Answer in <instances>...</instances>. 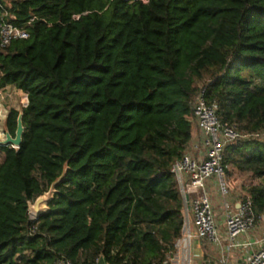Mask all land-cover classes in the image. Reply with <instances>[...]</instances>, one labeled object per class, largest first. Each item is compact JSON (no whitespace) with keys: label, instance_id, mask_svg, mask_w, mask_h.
I'll return each instance as SVG.
<instances>
[{"label":"trees","instance_id":"1","mask_svg":"<svg viewBox=\"0 0 264 264\" xmlns=\"http://www.w3.org/2000/svg\"><path fill=\"white\" fill-rule=\"evenodd\" d=\"M0 46V89L27 94L0 149V264H171L184 227L172 170L195 130L197 82L223 123L264 130V0H0V22L30 21ZM250 173L264 219V140L225 148ZM65 173V174H64ZM48 209L29 203L62 175Z\"/></svg>","mask_w":264,"mask_h":264},{"label":"built area","instance_id":"2","mask_svg":"<svg viewBox=\"0 0 264 264\" xmlns=\"http://www.w3.org/2000/svg\"><path fill=\"white\" fill-rule=\"evenodd\" d=\"M148 2V0H142ZM21 25L7 22L3 18L0 22V46L6 48L14 40L27 39L30 36L28 24ZM3 89V88H2ZM0 89V149L1 141L6 139L5 125L9 108L5 103V95ZM23 106L28 104L27 94L24 93ZM193 119L199 128L200 145H196L198 154L189 150L173 163L172 170L179 183L184 201L183 239L191 241V226L194 224L196 235L200 240H206L221 246V235L214 200L207 189L208 180L214 178L218 183V193L225 210V224L227 230V248L239 246L237 239L256 226V216L253 210V200L247 192L240 191L241 179L239 176H229L228 166L225 163L226 146L238 139L256 138L264 140V130L254 133L239 131L234 124L223 123L219 117V104L216 99L206 96V87L202 86L192 102ZM7 146L18 149L14 144ZM190 189H193L191 191ZM238 203V206L236 204ZM264 218V217H263ZM180 238V239H181ZM252 245L246 241L244 245ZM258 245L250 258L241 264H264V232L256 241ZM178 243H176V248ZM226 261V259H225ZM57 264H77L69 259L60 258ZM95 264H109L95 263Z\"/></svg>","mask_w":264,"mask_h":264},{"label":"crops","instance_id":"3","mask_svg":"<svg viewBox=\"0 0 264 264\" xmlns=\"http://www.w3.org/2000/svg\"><path fill=\"white\" fill-rule=\"evenodd\" d=\"M1 91L6 97L5 103L9 110L12 107L19 109L23 106L25 96L23 91L18 90L12 85L3 88ZM196 145H200L198 129L195 130L188 147V150L195 155L198 154V150L195 148ZM207 185V189L214 200L219 228L223 236V243L219 246L206 240H200L196 235V228L193 225L191 226V241L189 242L183 238L178 240V247L171 258V264H193V257H195L194 264H241L244 260L250 258L252 253L258 248L256 241L264 232V219L258 220L252 230L237 239L240 244L239 246L232 249L227 248L228 239L225 224V210L223 209L222 200L218 193V183L216 179L212 178L208 180ZM190 190L193 191V189ZM236 206H238V203ZM246 241H251L252 245H244ZM98 262L105 263L106 261L101 258Z\"/></svg>","mask_w":264,"mask_h":264},{"label":"water","instance_id":"4","mask_svg":"<svg viewBox=\"0 0 264 264\" xmlns=\"http://www.w3.org/2000/svg\"><path fill=\"white\" fill-rule=\"evenodd\" d=\"M24 124H23V109L20 110V114L18 117V126L15 135H12L7 126L5 125V134L6 139L1 141V144L7 146L9 144H14L18 147H20L22 140H23V133H24ZM65 174V173H64ZM64 174L56 180L54 183H52L51 187L47 192L40 195L34 202L29 203V212L30 214H33L35 218L39 217L40 214H42L44 211L48 209V203L51 201V199L54 196V193L56 191L57 185L61 182L63 179Z\"/></svg>","mask_w":264,"mask_h":264},{"label":"rangeland","instance_id":"5","mask_svg":"<svg viewBox=\"0 0 264 264\" xmlns=\"http://www.w3.org/2000/svg\"><path fill=\"white\" fill-rule=\"evenodd\" d=\"M210 79V76L209 75H205V77L201 80H199L197 82V91H199V89L204 86L205 83H207ZM19 96V95H18ZM1 155V154H0ZM2 159V156H0V161ZM239 176L240 179H241V184H240V191H244V192H247V188L249 186V184H252V183H258L259 180L254 178L250 173H246V174H238V173H232L230 174L229 173V176ZM264 181V180H263ZM32 218H35V216L33 214H31ZM194 224H192L193 226ZM195 263V257H193V264Z\"/></svg>","mask_w":264,"mask_h":264}]
</instances>
